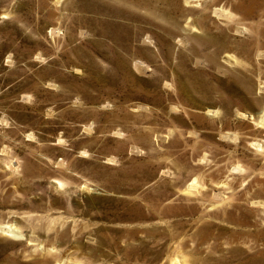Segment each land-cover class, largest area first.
Returning a JSON list of instances; mask_svg holds the SVG:
<instances>
[{"label":"rangeland","instance_id":"1","mask_svg":"<svg viewBox=\"0 0 264 264\" xmlns=\"http://www.w3.org/2000/svg\"><path fill=\"white\" fill-rule=\"evenodd\" d=\"M0 264H264V0H0Z\"/></svg>","mask_w":264,"mask_h":264},{"label":"bare ground","instance_id":"2","mask_svg":"<svg viewBox=\"0 0 264 264\" xmlns=\"http://www.w3.org/2000/svg\"><path fill=\"white\" fill-rule=\"evenodd\" d=\"M195 182H196V181H194V182L191 184V187H194Z\"/></svg>","mask_w":264,"mask_h":264}]
</instances>
